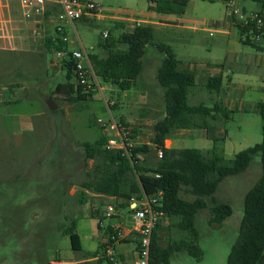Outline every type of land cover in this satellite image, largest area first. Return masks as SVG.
I'll use <instances>...</instances> for the list:
<instances>
[{"label": "rangeland", "instance_id": "374dc122", "mask_svg": "<svg viewBox=\"0 0 264 264\" xmlns=\"http://www.w3.org/2000/svg\"><path fill=\"white\" fill-rule=\"evenodd\" d=\"M92 1L96 8L89 16L59 23L66 36V50L80 44L103 57L106 51L97 43L115 42L121 32L130 31L136 20L145 19L147 2ZM233 4L264 11L253 0ZM148 20L152 23H139L150 27L151 37L140 57V72L130 86L120 89L95 78L99 89L93 87L85 100L70 101L64 93L54 91L58 83L66 84L64 71L57 65L55 53L42 46L43 39L54 34L55 16L47 13L28 20L22 16L17 0H0V264H108L101 258L93 259L106 238L102 228L117 223L127 227L130 215L125 209H116L117 202L109 197L99 199L86 192L83 203L78 202V183L91 162L86 160L83 165L77 143L112 135L108 127L102 129L101 125L119 119L135 131L136 142L149 143L151 124L163 114L162 88L154 78L163 57L159 46L171 51L179 70L193 74L194 84L186 93V104L205 107L224 100L223 91L217 97V93L205 89L208 76L241 75L243 60L228 63L229 54L264 56V36L259 41L262 50H256L240 41L235 25H226L223 0H187L182 15L154 13ZM103 31L105 38H101ZM247 62V77H254L248 71L255 60ZM48 99L55 104L54 110L47 108ZM263 100V91L247 87L226 106L230 110L228 119L215 130L218 137L224 134L216 145L224 158L260 141L262 120L254 104ZM197 133L182 130L170 138L174 148L209 149L210 140ZM25 167L29 175L38 176L36 187H25L30 184L20 178L10 179L19 177ZM259 174L258 156L253 155L244 171L223 178L213 196L228 205L230 214L214 225L207 223L206 208L197 210L193 227L200 257L173 253L168 264H225L242 216V196ZM179 195L192 199L182 192ZM106 205L115 207L111 216L104 213ZM99 217L102 228H97ZM70 221L78 236L77 250L70 249L67 235L61 232ZM159 221L160 245L185 235L170 227L172 220L161 217ZM133 246L130 241L118 249L132 250Z\"/></svg>", "mask_w": 264, "mask_h": 264}, {"label": "trees", "instance_id": "16d2710c", "mask_svg": "<svg viewBox=\"0 0 264 264\" xmlns=\"http://www.w3.org/2000/svg\"><path fill=\"white\" fill-rule=\"evenodd\" d=\"M146 10L157 14L180 16L187 0H146ZM263 7L264 0H257ZM261 11V10H260ZM46 15V14H45ZM263 31H264V13ZM82 17L80 19H84ZM239 31V30H238ZM241 35V31H239ZM151 37L148 25L136 24L129 32H121L115 42H98L106 51L100 57L95 53L87 55L92 74L102 82H110L120 89H127L140 72V57L145 44ZM257 49L258 43L240 40ZM115 44H119L117 48ZM45 50L65 51L66 43L53 34L43 39ZM163 57L157 66L154 78L162 88L163 114L151 124V136L148 144H138L128 148V156L115 148H105L106 137L99 135L92 142H80L82 163L90 165L82 173L76 193L78 202L83 203L86 192L99 199L110 197L116 207L128 209V199L138 200L142 196L160 192L155 207L161 217L172 220L170 227L184 232L180 238L170 239L164 245L158 243L159 220L150 235L147 264H168L173 253H183L194 258L200 257L196 246V232L193 219L197 210L206 208L208 224L218 225L230 214L228 205L214 198L213 193L219 182L227 177L241 173L247 167L251 156L257 155L260 174L242 196V216L234 242L230 246L225 264H262L264 261V100L254 105V111L262 120L260 141L237 151L231 158H224L217 142L223 140L215 130L228 119L230 110L221 101H215L210 107L201 104L187 105L186 93L193 86V74L177 68L178 61L171 51L159 46ZM60 70L64 71L65 85L57 84L54 91L62 92L68 100H85L92 94V85L85 92L74 80L73 62L59 59ZM74 80V84L70 81ZM220 78L208 76L205 89L217 93ZM52 99L51 96H49ZM112 105V104H111ZM118 123L126 125L122 119ZM180 130H202L203 136L210 140L211 147L206 150L194 148H165L163 141ZM132 136L134 130L130 131ZM161 157L156 158V150ZM156 175V176H155ZM188 194L191 200L182 198L179 193ZM92 214V213H91ZM160 217V218H161ZM100 218L97 228H100ZM108 237L112 231L109 225L102 228ZM67 235L71 250L78 249V236L73 232V222L61 230ZM122 240L121 242H123ZM99 247V246H98Z\"/></svg>", "mask_w": 264, "mask_h": 264}, {"label": "built area", "instance_id": "2783aa9c", "mask_svg": "<svg viewBox=\"0 0 264 264\" xmlns=\"http://www.w3.org/2000/svg\"><path fill=\"white\" fill-rule=\"evenodd\" d=\"M25 19L41 17L45 14L55 16L56 23L53 28L54 34L58 35L61 41H66V36L62 25L65 21L71 23L74 20L89 16L96 8L92 0H17ZM227 17L230 22L241 31V40L251 43H258L263 35L264 11L242 10L237 8L234 0H223ZM106 37V32L101 33V38ZM79 42V41H78ZM92 48H83L80 44L76 49L56 51L57 59H70L73 62V73L75 82L83 88L85 92L90 88L99 87L88 64L87 55ZM98 122V120H97ZM102 129L108 127L112 135L106 137L105 148H115L128 156V148L134 145L143 144L135 141L131 134V129L127 125L118 122H110L101 125ZM148 144V143H145ZM156 158L161 157V150H156ZM156 176V175H155ZM160 192L154 195L142 196L138 200L129 198L127 201V211L130 215V224L124 227L121 223L109 225L112 233L100 243V251L96 252L93 259H103L108 264H147L150 235L155 224L161 217V213L155 209L158 205ZM119 207H116V209ZM115 209V207H114ZM113 206L106 205L104 213L110 216ZM122 210V208H119ZM116 211V210H115ZM134 236L136 242L129 253L119 255L115 247L127 236Z\"/></svg>", "mask_w": 264, "mask_h": 264}, {"label": "crops", "instance_id": "0c3cea01", "mask_svg": "<svg viewBox=\"0 0 264 264\" xmlns=\"http://www.w3.org/2000/svg\"><path fill=\"white\" fill-rule=\"evenodd\" d=\"M238 1H245V0H234V3L238 2ZM253 1H257V0H253ZM236 5V4H235ZM264 7V5H263ZM242 10H246L244 6H241ZM145 19L143 20H136L135 21V25L142 23V24H149L152 23L150 20H148L149 18H152L154 16V13L151 11H147L144 14ZM129 21H132V19H129ZM226 25L231 26L233 25L232 22H230L229 18L227 17V13H226ZM133 26H130V30L132 29ZM237 28V27H236ZM129 32V31H128ZM264 36V32L261 38V41L263 39ZM260 41V42H261ZM260 42L257 44L258 48L256 50H262V47L260 46ZM242 56H244V58H242ZM241 60H243L242 66H241V75L239 74H218L217 76H219L220 78V85H219V89L217 92V97H220V93L223 91L224 94V100H222V104L226 107L229 103H231V100H237L240 95L243 94L244 91H247V87H252V88H257L260 89L261 91H263L264 93V56H250L248 55H243V53H237V56H232L231 54L228 55L227 57V62L228 63H232V62H240ZM251 61V60H255V66L248 72L254 73V77H247V61ZM228 94L232 95V98H228ZM227 95V96H226ZM221 99V98H220ZM256 104V103H255ZM254 104V105H255ZM229 109V108H228ZM182 131V130H180ZM183 131H187V130H183ZM199 131L200 136H203V131L202 130H197ZM163 146L165 148H174L173 146V141L171 140V138H166L163 141ZM37 155V154H36ZM29 169L25 167V169L21 172L20 170V176L19 177H12L9 176L10 179L14 180L15 178H20L21 180H23L26 183H29L30 185H25V187L28 188V186H37L38 182H39V178L37 175H29L28 174ZM110 198V197H109ZM126 211V210H125ZM111 216V215H110ZM113 216V215H112ZM100 225V224H99ZM100 228L101 225H100ZM136 238H134V236L130 235L127 236L123 242L119 243L116 245L115 249L118 252L119 255H123L126 253H129L130 250H122V249H118L119 246L124 245V244H128L130 241H132L133 243L136 242L135 240ZM118 249V250H117Z\"/></svg>", "mask_w": 264, "mask_h": 264}, {"label": "water", "instance_id": "95a60500", "mask_svg": "<svg viewBox=\"0 0 264 264\" xmlns=\"http://www.w3.org/2000/svg\"><path fill=\"white\" fill-rule=\"evenodd\" d=\"M46 105L49 110H54L56 108L55 104L50 100H46Z\"/></svg>", "mask_w": 264, "mask_h": 264}]
</instances>
